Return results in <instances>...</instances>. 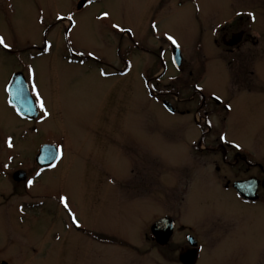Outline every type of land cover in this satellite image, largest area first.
Here are the masks:
<instances>
[{"label":"rangeland","instance_id":"obj_1","mask_svg":"<svg viewBox=\"0 0 264 264\" xmlns=\"http://www.w3.org/2000/svg\"><path fill=\"white\" fill-rule=\"evenodd\" d=\"M76 1L0 0V37L8 45L0 44V137L19 139L20 124L6 109L3 89L11 74L22 70L31 77L32 94L44 117L35 134L22 125L27 131L22 133V146L15 150L28 162L35 147L38 150L42 145L59 146L63 153L54 171L44 173L27 195L14 198L23 202L28 197L40 200L46 196L43 208L40 203L26 205L22 222L13 218L8 207L2 208L0 261L151 264L157 257L152 255L150 227L164 216L177 219L184 197L182 173L194 167L189 152L191 141L198 137L194 110L180 115L178 105V99L191 96L189 92L184 95L183 89L194 83L196 62L186 43V32L191 31L187 27L180 30L171 17L162 18V11L151 10L148 0H105L73 13ZM69 17L76 27L67 35ZM51 21L59 22L51 28ZM117 30L120 37L128 31L132 49L138 51L135 60L122 58L129 65V74L98 79L92 71L86 74L87 67L58 59L67 54L70 45L75 53L104 59L102 68L113 72ZM167 31L187 55L179 72L166 64L170 71L159 86H167L159 91L154 89L153 74L160 68L141 49L161 54L165 47L155 38ZM45 41L50 54L39 57L35 47H42ZM123 41L126 52L132 43L124 37ZM206 71V75L211 73L210 64ZM206 86L213 89L211 83ZM163 101L176 105L177 112L168 113ZM241 112L234 104L228 121ZM243 127L253 128L252 124ZM230 129L227 127L228 134ZM199 198L198 193L191 197L193 209L180 217L183 224L194 223ZM61 205H68L78 228L70 224ZM179 238L176 234L172 244L179 246ZM173 263H177L176 256Z\"/></svg>","mask_w":264,"mask_h":264},{"label":"flooded vegetation","instance_id":"obj_2","mask_svg":"<svg viewBox=\"0 0 264 264\" xmlns=\"http://www.w3.org/2000/svg\"><path fill=\"white\" fill-rule=\"evenodd\" d=\"M81 1L77 0L73 4V13L105 0H91V3L87 0L79 7ZM148 1L151 10L162 11V18L170 20L171 17L180 30L185 31L187 27L191 31L186 32V43L192 47L190 58L194 57L196 62L194 83L183 89L184 95L189 92L191 96L178 99V105L181 107L180 115H190V111L194 110L198 129V137L191 141L192 149L189 150L193 154V170L182 173L184 197L178 217L176 220L169 216L161 218L170 219L173 224L165 245H160L156 236L152 235V226L158 221L150 227L151 250L155 251L152 255L157 257H151V264H264V0ZM59 21L64 19L60 17ZM58 22L51 21V28ZM67 25L68 35L76 24L71 18ZM167 32L155 38L165 47L161 54L141 49L160 68V72L154 71L153 74L154 89L159 91L167 86H159L170 71L166 64L175 68L173 61L176 51L181 62L175 68L177 72L187 55L178 47L173 35ZM115 33L119 36V30ZM169 36L175 43L168 39ZM123 37L132 43L128 31H123L113 51V72L107 73L102 68L104 59L75 53L70 45H67V54L58 59H65L66 63L74 67H87L89 71L86 74L90 75L92 71L98 79L110 76L118 78L130 73L129 65L122 58L132 57L135 60L138 55V51L132 49L133 43L124 52ZM35 52L39 53V57L49 55L47 42L42 47H35ZM200 63L201 69L198 68ZM209 64L211 73L206 75ZM18 74L21 75L20 81L14 87L13 77ZM22 76L36 102L37 115L33 119L23 118L17 112L18 108H22ZM206 83H211L213 89H207ZM4 86L5 106L19 121L20 134L19 139L12 135L0 137V212L2 208L8 207L13 218L22 222V211L27 209L26 205L32 207L40 203L43 208L46 196H40V200L32 198L35 201L28 197L23 202H15V196L27 195V190H31L27 183L29 180L36 184L44 173L54 171L63 153L56 146L59 156L46 167L41 165L42 162H37L40 149L45 145L38 150L35 147L31 161L19 158L15 147L22 146V133L27 131L22 125L29 126L33 134L37 133V125H40L44 112L37 97L32 94L34 87L28 73L24 74L22 70L13 72ZM216 86L220 88L219 91L215 89ZM234 104L242 109L241 115L228 121ZM173 107L177 112V106ZM244 124H252L253 128L244 129ZM227 127L231 131L229 134ZM242 139H245L246 144ZM9 140L11 147L8 146ZM196 193L200 195L195 207L197 218L193 224H183L180 217L193 209L191 197ZM62 210L70 224L78 228L68 205H63ZM176 234L180 235L179 246L172 244ZM175 256L177 263H173ZM0 264L6 263L0 261Z\"/></svg>","mask_w":264,"mask_h":264},{"label":"water","instance_id":"obj_3","mask_svg":"<svg viewBox=\"0 0 264 264\" xmlns=\"http://www.w3.org/2000/svg\"><path fill=\"white\" fill-rule=\"evenodd\" d=\"M87 0H82L79 4V7H81ZM180 56L178 53V50L176 51L174 55V64L176 67L180 66ZM21 77V75L14 76L13 80V86L16 87L18 84V79ZM22 108H19V112L22 113V116L27 117L29 119H33L36 117L37 112L35 108V104L32 101V98L30 97V94L28 92V89L26 85L24 84V80L22 78ZM167 110L171 113H174V108L168 103H164ZM57 158L56 149L51 146H44L37 157V162L41 163L43 167H46L48 165H51ZM44 161V162H43ZM172 221L170 219H161L160 221L156 222L154 226H152V235H155L157 238V241L160 245H165V243L168 241V238L172 231Z\"/></svg>","mask_w":264,"mask_h":264},{"label":"snow or ice","instance_id":"obj_4","mask_svg":"<svg viewBox=\"0 0 264 264\" xmlns=\"http://www.w3.org/2000/svg\"><path fill=\"white\" fill-rule=\"evenodd\" d=\"M89 2L91 3V0H89ZM104 15L107 16V13H105ZM250 15H251V14H250ZM69 19H71V17H69ZM168 39H169V40H173V38H172L171 36H169ZM173 43H175L174 40H173ZM0 44H3L5 47H8L7 44H4V39H3V37H0ZM217 99H219V97H217ZM8 146H9V147L12 146L10 140H9V142H8ZM27 183H28V186L30 187V186H32L33 181L29 180ZM62 199H63V198H62ZM66 206H67V205H66ZM74 222H75V220H74Z\"/></svg>","mask_w":264,"mask_h":264},{"label":"trees","instance_id":"obj_5","mask_svg":"<svg viewBox=\"0 0 264 264\" xmlns=\"http://www.w3.org/2000/svg\"><path fill=\"white\" fill-rule=\"evenodd\" d=\"M98 239V238H97Z\"/></svg>","mask_w":264,"mask_h":264}]
</instances>
